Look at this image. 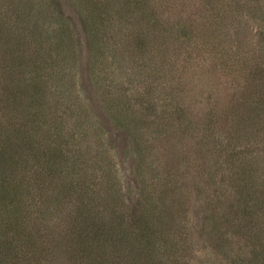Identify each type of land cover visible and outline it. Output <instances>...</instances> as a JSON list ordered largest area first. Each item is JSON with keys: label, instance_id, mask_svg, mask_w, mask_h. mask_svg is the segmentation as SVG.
<instances>
[{"label": "rangeland", "instance_id": "1", "mask_svg": "<svg viewBox=\"0 0 264 264\" xmlns=\"http://www.w3.org/2000/svg\"><path fill=\"white\" fill-rule=\"evenodd\" d=\"M86 1L0 0V11L14 7L8 24L0 26V120L8 115L2 104L9 77L4 67L10 66L1 56L7 47L14 48L16 32L27 37L28 25L36 24L40 54L36 58L26 51L30 60L15 83L44 86L45 98L34 102L42 116L43 128L35 127L38 137H45L40 141L55 147L66 133L73 134L69 148L84 153L85 177L92 178L96 196L112 197L120 207L146 196L143 209L175 212L186 225L184 235L191 233L186 238L193 246L186 259L220 263L222 255L210 253L215 241L212 213L215 200L226 206L225 194L232 193L239 177L242 163L229 154L245 146L236 143L240 146L235 151L229 143L244 132H237L230 111L229 68L212 75L215 63L207 60V53L214 50V40L222 42V51L231 46V54L241 52L242 41L258 52L264 43V7L258 0L248 4L251 9L243 7L246 0L239 1L240 7L236 0H109L107 7L103 0ZM217 7L225 12L219 31L205 27L212 24ZM146 29L150 43L143 52L134 45ZM35 69L40 75L34 80L29 76L36 75ZM66 170L64 164L62 177ZM256 173L264 178L261 168ZM262 184L254 201L263 209L255 206L258 217L252 223L260 235ZM164 193L168 204L163 206L159 198ZM242 234L230 233L233 248L239 240L244 243Z\"/></svg>", "mask_w": 264, "mask_h": 264}, {"label": "trees", "instance_id": "2", "mask_svg": "<svg viewBox=\"0 0 264 264\" xmlns=\"http://www.w3.org/2000/svg\"><path fill=\"white\" fill-rule=\"evenodd\" d=\"M108 1L103 0L105 7L109 6ZM239 1L242 0L234 4L240 7ZM252 1L255 0L244 1L243 7L250 8L248 4ZM258 3L260 8L264 7V0ZM12 9L6 12L2 8L0 26L8 24ZM215 10L210 18L212 24L205 27L219 31V18L222 21L225 12L221 7ZM27 29L29 39L16 32L14 48L7 47L1 56L13 67H4L9 77L5 79L8 83L2 106H6L3 110L8 115L4 122L0 120V264H193L185 255L193 251L186 238L191 233L187 231L184 235L187 227L176 219L175 212L143 209L146 196L126 207L114 204L112 197L96 196L92 178L85 177L84 166H88V161L84 153L69 148L74 144L73 134L66 133L62 143L55 147H47L40 141L45 137L39 138L35 127L43 128L42 116L34 102L45 98L44 86L15 83L16 74L22 76L23 66L30 60L26 51L36 58L40 54L39 26L30 23ZM144 32L134 45L143 52L150 43L147 36L151 34L148 29ZM155 32L154 29L153 35ZM213 44L214 50L207 53V60L212 66L215 63L211 73L216 75L217 70L225 73L229 68L230 76H226L230 85L226 90L231 97L229 106L233 104L230 111L237 119V132L244 130L229 143L235 151L239 144L245 147L241 152L229 154L242 165L238 166L239 177L233 180L234 190L228 196L225 194L226 206L223 201L220 204L215 200L211 225L215 241L210 253L217 258L222 255L221 264H227V260L229 264H264V235L252 229L258 217L255 206L263 209L254 199L257 192L263 191L264 181L256 173L260 168L264 171V165L260 166L264 164V154L259 151L264 149V43L257 52L242 41L241 52L234 54L231 46L222 51V42L214 40ZM35 71L36 75L29 76L34 80L40 75L38 69ZM24 110L27 115L20 114ZM12 113L16 114L12 116ZM69 150L77 155L69 154ZM64 164L66 177L61 173ZM167 196L164 193L159 198L163 206L168 204ZM241 232L243 237L246 234L244 243L239 240L233 248L230 233Z\"/></svg>", "mask_w": 264, "mask_h": 264}]
</instances>
